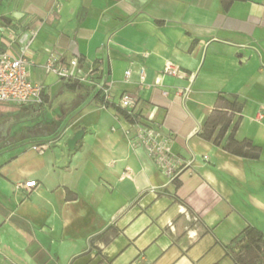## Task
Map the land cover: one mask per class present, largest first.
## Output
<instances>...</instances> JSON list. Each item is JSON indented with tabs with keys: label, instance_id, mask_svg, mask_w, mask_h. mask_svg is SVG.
<instances>
[{
	"label": "crops",
	"instance_id": "1",
	"mask_svg": "<svg viewBox=\"0 0 264 264\" xmlns=\"http://www.w3.org/2000/svg\"><path fill=\"white\" fill-rule=\"evenodd\" d=\"M30 38L34 82L62 90L47 58L77 56L168 138L177 176L135 121L78 101L61 120L84 130L74 150L73 136L0 149V264H235L226 245L264 231V0H0V51ZM220 96L242 108L223 143L249 140L258 159L199 135Z\"/></svg>",
	"mask_w": 264,
	"mask_h": 264
},
{
	"label": "built area",
	"instance_id": "2",
	"mask_svg": "<svg viewBox=\"0 0 264 264\" xmlns=\"http://www.w3.org/2000/svg\"><path fill=\"white\" fill-rule=\"evenodd\" d=\"M33 38L21 44L17 53L0 51V102L13 105H42L46 94V87L34 82L30 77L31 60L29 58L30 46ZM173 64L165 67V72L175 73ZM48 73H54L61 78H83L80 70V59L73 57L65 64L60 55L52 52L44 65ZM120 106L134 114L135 103L133 99L123 94ZM135 136L136 144L145 146L149 155L155 159L158 165L172 178L177 176L174 171V157L168 147V138L150 123L134 122V130L130 132ZM28 187L37 185L36 180L26 182Z\"/></svg>",
	"mask_w": 264,
	"mask_h": 264
},
{
	"label": "trees",
	"instance_id": "3",
	"mask_svg": "<svg viewBox=\"0 0 264 264\" xmlns=\"http://www.w3.org/2000/svg\"><path fill=\"white\" fill-rule=\"evenodd\" d=\"M84 99H81L77 105H79ZM101 104H104L107 108L111 107L116 110V112L124 117L127 121H135V115L131 114L127 109H124L120 105L110 100H101ZM218 104L216 109L210 114L204 123L199 135L206 140H213L214 144L217 146H223V148L230 153L240 155L243 157L258 159L260 156V147L255 146L249 140H244L239 142L234 138L233 134L228 136V139L223 143L224 137L232 123L233 116L235 112L241 111V105L236 101L231 102L224 97L218 98ZM13 105V104H9ZM33 104L27 105H16L15 108L23 109L30 107ZM222 105V106H221ZM6 112H1L4 115ZM66 115L63 112L56 119L54 123L48 127H44L42 124H37L35 126L29 127V137H40L49 136L53 134L60 126L62 118ZM237 123L234 127L236 129ZM13 142L8 141L7 137L0 140V149L11 145ZM232 244L236 246L240 245V249L235 250L236 246L231 244L226 245L229 255L235 264H264V231L248 225L242 232L237 236Z\"/></svg>",
	"mask_w": 264,
	"mask_h": 264
},
{
	"label": "rangeland",
	"instance_id": "4",
	"mask_svg": "<svg viewBox=\"0 0 264 264\" xmlns=\"http://www.w3.org/2000/svg\"><path fill=\"white\" fill-rule=\"evenodd\" d=\"M81 72L83 78H66L67 85L62 90L51 88L49 85L42 105H31L28 109L19 110L15 108L16 105L0 102V113L6 112L0 116V140L7 137L8 141L13 142L10 145L12 146L34 139H45L42 140V143L52 145L62 137L73 136L78 127H72L71 122L67 121V117L52 136L32 138L29 137L28 128L37 124H42L44 127L50 126L57 116L81 99L92 96L94 98L95 96L93 101L96 102L111 100L108 86L99 80L97 73H89L86 69ZM58 78L61 79V77Z\"/></svg>",
	"mask_w": 264,
	"mask_h": 264
},
{
	"label": "water",
	"instance_id": "5",
	"mask_svg": "<svg viewBox=\"0 0 264 264\" xmlns=\"http://www.w3.org/2000/svg\"><path fill=\"white\" fill-rule=\"evenodd\" d=\"M83 135H84L83 129L76 131V133L73 135V137H71L68 140V142H67L68 147L70 149L74 150L76 148L77 142L82 138Z\"/></svg>",
	"mask_w": 264,
	"mask_h": 264
}]
</instances>
